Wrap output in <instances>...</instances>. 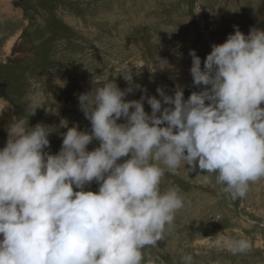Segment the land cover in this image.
Segmentation results:
<instances>
[{"label": "clouds", "instance_id": "1", "mask_svg": "<svg viewBox=\"0 0 264 264\" xmlns=\"http://www.w3.org/2000/svg\"><path fill=\"white\" fill-rule=\"evenodd\" d=\"M234 28L203 68L189 52L193 86L202 90L187 100L177 86L172 95L158 87L160 99L141 89L140 100L127 101L140 89L133 71L120 75L125 91L96 77L78 96L90 130L68 128L57 154L47 151L54 126L13 117L0 149V264H145L143 250L183 207L176 187L161 189L166 171L214 174L234 200L264 179V30ZM155 67L171 66L158 57ZM93 141L99 147L89 151ZM93 182L98 191H86ZM228 246L251 249L246 239ZM182 260L192 264L190 255Z\"/></svg>", "mask_w": 264, "mask_h": 264}, {"label": "rangeland", "instance_id": "2", "mask_svg": "<svg viewBox=\"0 0 264 264\" xmlns=\"http://www.w3.org/2000/svg\"><path fill=\"white\" fill-rule=\"evenodd\" d=\"M234 26L245 35L264 30V0H0V149L18 117L26 127L54 126L47 151L57 154L68 128H91L78 96L93 89L96 77L127 90L125 69L140 86L127 101L140 100L141 89L160 99L158 87L172 95L177 86L187 100L202 90L193 86L189 52L203 68L212 45L224 43ZM158 57L171 67L156 70ZM97 147L93 141L88 150ZM186 169L162 177L161 189L176 187L183 207L162 240L143 250L145 264H183L187 255L192 264H264V179L234 200L214 174ZM98 187L93 182L85 190ZM239 239L249 241L250 251L230 250Z\"/></svg>", "mask_w": 264, "mask_h": 264}]
</instances>
